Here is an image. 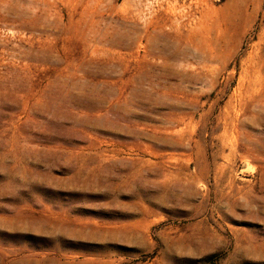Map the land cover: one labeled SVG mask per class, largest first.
Masks as SVG:
<instances>
[{
    "label": "rangeland",
    "instance_id": "374dc122",
    "mask_svg": "<svg viewBox=\"0 0 264 264\" xmlns=\"http://www.w3.org/2000/svg\"><path fill=\"white\" fill-rule=\"evenodd\" d=\"M0 264H264V0H0Z\"/></svg>",
    "mask_w": 264,
    "mask_h": 264
}]
</instances>
